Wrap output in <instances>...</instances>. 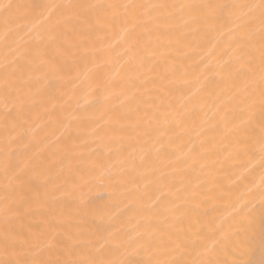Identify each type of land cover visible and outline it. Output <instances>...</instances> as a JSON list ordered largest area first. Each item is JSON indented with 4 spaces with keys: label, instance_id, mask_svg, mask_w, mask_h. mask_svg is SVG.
I'll return each instance as SVG.
<instances>
[{
    "label": "bare ground",
    "instance_id": "bare-ground-1",
    "mask_svg": "<svg viewBox=\"0 0 264 264\" xmlns=\"http://www.w3.org/2000/svg\"><path fill=\"white\" fill-rule=\"evenodd\" d=\"M22 2L56 6L193 0ZM113 13L119 18L113 19ZM99 15L102 23L93 30L85 26L55 41L53 25L61 19L55 7L20 28L16 22L6 25L0 16V149L6 111L3 65L25 53L31 56L24 81L17 82L25 101L23 128L17 132L32 142L29 155L38 164L32 186L41 199L24 224L38 235L54 224L58 233L76 237V242L99 240L110 249L109 259L152 264L179 257L164 245L169 234L187 233L197 243L182 258L198 264L204 246H214L215 230H228L245 201L258 204L264 173L258 115L253 127L240 133L251 137L248 143L235 142L233 129L240 120L233 97L244 81L233 83L221 68L234 26L225 16L213 31L183 29L159 41L153 36L147 48L137 49L136 36L125 30L122 7ZM116 115L123 118L116 122ZM5 183L0 169V198ZM238 256L253 264L264 260L259 221L242 254L230 247L218 250L221 261Z\"/></svg>",
    "mask_w": 264,
    "mask_h": 264
},
{
    "label": "snow or ice",
    "instance_id": "snow-or-ice-1",
    "mask_svg": "<svg viewBox=\"0 0 264 264\" xmlns=\"http://www.w3.org/2000/svg\"><path fill=\"white\" fill-rule=\"evenodd\" d=\"M51 7H55L61 17L53 25V30L58 33L52 37L53 41L59 39L61 35L67 37L69 33H78L84 30L85 26L91 31L102 23L100 11L122 7L125 30L136 36L137 49L141 45L147 48L152 43L153 36L159 41L169 37L173 32L182 34L183 29L202 28L213 31L227 16L234 27L229 29L232 42L225 53L228 59L221 68L225 77L233 83L238 78H243L244 81L243 88L233 97L236 108L239 109L237 116L240 120V124L233 129L237 134L235 142L237 145L248 143L251 137L240 133H246L253 127L258 115L260 129L258 142L261 166L264 167V0L250 4H222L214 3L212 0H198V2L193 0L187 3L56 6L9 0L7 3L0 2V16L3 17L6 25L16 22V27L20 28L23 27L24 21L34 18L37 13L43 15V12ZM119 16V13H113L112 18L118 19ZM129 19H131L130 27ZM30 62V54L25 53L22 59L17 58L10 63L5 61L3 65V101L6 111L4 112V146L0 149V169L3 170L7 183L3 185V196L0 198V204L3 205L0 210V215L3 217V224L0 226V264H152V261L109 259L110 249L99 240L76 242V237L58 233L54 224L49 225L50 230L46 234L39 235L33 233L30 227L24 224L25 217L33 211V204L41 199L39 192L32 186L34 178L32 174L38 168L35 156L29 155L32 142H25L24 133L17 132L18 128H23L21 120L25 106L22 90L17 87V82L24 81L26 67ZM122 118L116 115V122ZM144 135L148 136L150 133L146 131ZM157 142L161 143L163 148V141ZM239 155L238 150L236 156ZM259 189L258 204L245 201L236 210L234 224L230 225L228 230L216 229L214 246L211 248L204 246L202 253L204 258L200 259L198 264H253L252 261H245L239 256L231 261H221L218 259V250L230 247L233 252L242 254L243 248L250 242L257 221L261 230V247L264 250V173L261 174ZM163 196L161 190L159 198ZM202 231L201 228L200 232L196 233L197 237ZM196 243L197 241L189 239L187 233L169 234L164 247L168 248L170 253H180V256L158 261L157 264H188V261L182 257ZM192 264L197 262L193 261ZM260 264H264V260H261Z\"/></svg>",
    "mask_w": 264,
    "mask_h": 264
}]
</instances>
